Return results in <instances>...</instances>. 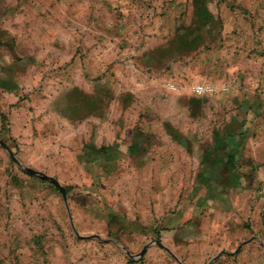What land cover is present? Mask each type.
<instances>
[{
	"label": "rangeland",
	"instance_id": "374dc122",
	"mask_svg": "<svg viewBox=\"0 0 264 264\" xmlns=\"http://www.w3.org/2000/svg\"><path fill=\"white\" fill-rule=\"evenodd\" d=\"M0 66V141L68 206L0 147V264H177L124 252L152 242L182 264H264V235L178 216L202 186L191 174L264 129V0H0ZM64 101L72 124L46 132ZM91 133L119 154L90 153Z\"/></svg>",
	"mask_w": 264,
	"mask_h": 264
},
{
	"label": "crops",
	"instance_id": "0c3cea01",
	"mask_svg": "<svg viewBox=\"0 0 264 264\" xmlns=\"http://www.w3.org/2000/svg\"><path fill=\"white\" fill-rule=\"evenodd\" d=\"M1 69L2 66H0ZM4 82L5 79L1 78L0 73V91L5 89L3 86ZM62 106V109L50 110L52 112L46 110L49 112L48 115L52 114L51 119H48L49 116L46 115L48 116L44 121L46 132L51 129L58 130V128L63 126L62 123L65 122L67 124L71 122L72 124L73 119L72 121L69 119L70 111H68L71 104L64 101ZM75 120H78V118ZM41 130H44V128L42 127ZM262 132H264V129L260 127V130L257 129L256 137H254L247 129H242L236 137L229 139L228 147L221 148L216 152L215 157H217V160L213 157L208 158V166L203 175L199 173L195 177L191 174L190 184L198 186L196 183L200 180L202 186L199 188V194H194L196 195V201L192 207L193 210L191 209V212L186 210L184 214L180 213L178 215L181 223H183L181 215L187 218L189 214L194 216L195 213H200L201 215L206 212L208 216H211L209 226L213 228L210 233L213 236L220 233L224 228L229 231H232L233 228H240L247 234L258 233L264 235V222L261 221L258 214L261 210H264V133ZM95 138V134L91 133L89 142L86 143L90 153L99 157L107 154L109 150L114 154H119L121 144L117 140L114 143L111 142L110 144L96 147ZM133 148V142L131 141L127 150L133 151ZM205 158L206 156L203 153L200 163ZM199 177L201 178L199 179ZM175 200L176 202L179 200V194L177 193ZM176 202L160 203L158 209L162 214L169 211L173 212L174 208H176ZM179 208L181 207L178 205L176 208L177 212L180 210ZM220 218L223 219V222H218ZM190 220L185 223L190 222ZM248 222L251 225L249 230H245V224ZM190 224L192 225L193 223L190 222Z\"/></svg>",
	"mask_w": 264,
	"mask_h": 264
},
{
	"label": "water",
	"instance_id": "95a60500",
	"mask_svg": "<svg viewBox=\"0 0 264 264\" xmlns=\"http://www.w3.org/2000/svg\"><path fill=\"white\" fill-rule=\"evenodd\" d=\"M0 147L1 148H3L5 151H6V153L8 154V156H9V158L11 159V161L19 168V169H21L24 173H26V174H28V175H31V176H34V177H37V178H40V179H43V180H46V181H48V182H50V183H52L57 189H58V191L60 192V194H61V197H62V200H63V202H64V204H65V207H66V209H68V206H67V195H66V189L64 188V187H62L60 184H59V182L56 180V179H54V178H52V177H50V176H47V175H45V174H43V173H40V172H38V171H35V170H33V169H31V168H28V167H25V166H23L18 160H17V158L14 156V154L12 153V151L10 150V148L6 145V144H4L2 141H0ZM149 246H157L158 248H161L162 250H164L177 264H182L178 259H177V257L168 249V248H166L165 246H163L162 244H160V243H157V242H152V243H149V244H147V245H145L143 248H142V250H141V252L138 254V255H136V256H131L127 251H125L124 250V252L126 253V255L129 257V258H131V259H139L140 257H142L143 255H144V253H145V251L147 250V248L149 247ZM218 257V256H217ZM217 257H215V258H217ZM214 258V259H215ZM214 259H212L208 264H211L212 263V261L214 260Z\"/></svg>",
	"mask_w": 264,
	"mask_h": 264
},
{
	"label": "built area",
	"instance_id": "2783aa9c",
	"mask_svg": "<svg viewBox=\"0 0 264 264\" xmlns=\"http://www.w3.org/2000/svg\"><path fill=\"white\" fill-rule=\"evenodd\" d=\"M191 92L196 96L211 95L214 89L210 85H196L191 88Z\"/></svg>",
	"mask_w": 264,
	"mask_h": 264
},
{
	"label": "trees",
	"instance_id": "16d2710c",
	"mask_svg": "<svg viewBox=\"0 0 264 264\" xmlns=\"http://www.w3.org/2000/svg\"><path fill=\"white\" fill-rule=\"evenodd\" d=\"M3 118V117H2ZM231 135H229V137H230ZM232 137V136H231Z\"/></svg>",
	"mask_w": 264,
	"mask_h": 264
}]
</instances>
